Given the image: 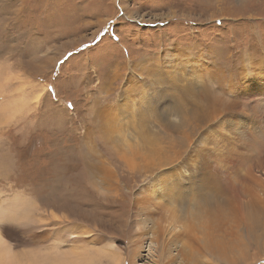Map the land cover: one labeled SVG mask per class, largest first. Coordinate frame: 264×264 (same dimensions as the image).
<instances>
[{
    "label": "rangeland",
    "instance_id": "rangeland-1",
    "mask_svg": "<svg viewBox=\"0 0 264 264\" xmlns=\"http://www.w3.org/2000/svg\"><path fill=\"white\" fill-rule=\"evenodd\" d=\"M262 41L264 0H0V260L264 264ZM233 182L226 263L193 215Z\"/></svg>",
    "mask_w": 264,
    "mask_h": 264
},
{
    "label": "bare ground",
    "instance_id": "bare-ground-1",
    "mask_svg": "<svg viewBox=\"0 0 264 264\" xmlns=\"http://www.w3.org/2000/svg\"><path fill=\"white\" fill-rule=\"evenodd\" d=\"M225 3V2H224ZM223 40V39H222ZM260 40V39H259ZM253 41V40H252ZM227 43V42H226ZM259 44H264V41H262L261 43ZM226 45V44H225ZM256 45V44H255ZM258 45V44H257ZM224 48V47H223ZM221 58H217V60L220 62V60L223 58L222 56H220ZM251 58V57H250ZM254 61V60H252ZM261 61V60H260ZM259 62V61H258ZM254 63V62H253ZM253 63L251 62V64L253 65ZM220 64V63H219ZM223 65L225 64L227 69H222V68H219L218 71L220 73V75L223 76V78H227V76L225 75V72L226 70L230 71V69H228L229 65L226 64V63H222ZM246 65V63L244 64ZM250 66V65H249ZM249 66H247V68H244L243 70L240 69V71H242L241 73H244V70L247 72H249L250 74L252 73V71L248 68ZM233 67V66H232ZM245 67V66H244ZM231 68V67H230ZM257 76L262 77L264 74H263V71H258L257 73ZM243 76V75H242ZM256 76V77H257ZM264 153V152H263ZM260 156V155H258ZM263 156V154H262ZM221 157V156H220ZM220 157L219 159L218 158H215V161H220ZM98 169V170H97ZM91 173V176L93 177V172H100V175L103 177L100 179V181L102 183H109V179H107L108 175L106 173V171H104V169L102 168V166H96L95 169L93 167H89V170ZM89 174V175H90ZM213 175V174H212ZM247 176H248V179L249 181H253V182H256V185L259 183V185H262L264 184V180L262 178H259L255 175L254 172H252V169L251 167H248L247 169ZM212 179V178H211ZM217 179V178H216ZM242 179V177H241ZM210 180V179H209ZM217 182V181H216ZM206 183V182H204ZM210 183V182H209ZM207 184V183H206ZM233 185L234 187H231L230 190H228V196L225 198V201H224V206L221 208H219V210L223 211L222 212V216L223 218H221V221L218 220L217 218V215L215 214L216 216V219H214L212 222H215V224H213L211 222L212 225H210V221L213 219H210V221L207 219L208 216H205V213L202 212L203 210H198L193 216L194 218H196L197 220H199V224H198V234H199V238L202 240V241H205L206 242V237H205V234H209L210 232L211 233H214L212 235V239H211V242L207 245H205V248L208 250V253L212 254L213 257H215L217 259V261H223V262H227V258H228V255H230V253H232L233 255L235 254V252L238 251V249H234V245L229 242V241H226L225 239V236L224 234L221 235L219 233V231L221 230L222 228V225L223 224H226L228 225V229H230L231 232H233V230H235L237 233L238 232H242V233H245L246 235L248 234V230L250 229V225H251V222L249 223L248 221V216H249V212L252 211L251 210V207L253 206V197L252 199H248V195L245 194V197H241L239 196V193L235 190L237 187H235V182H233ZM219 188H221V184L219 185ZM253 196V195H252ZM223 204V203H222ZM257 206V205H255ZM258 207V206H257ZM256 207V208H257ZM255 208V207H254ZM260 208V207H258ZM211 209V208H210ZM218 209V208H217ZM257 210V209H256ZM259 210V209H258ZM220 211V212H221ZM174 212H175V217H179V213H180V216L181 215H184V209L183 207H180L179 209H174ZM209 212V211H208ZM213 212V211H212ZM178 213V214H177ZM207 213V212H206ZM219 213V212H218ZM252 213V212H251ZM214 214V213H213ZM254 214V213H253ZM209 215V214H208ZM221 215V214H219ZM218 215V216H219ZM257 215V213H256ZM211 216V215H210ZM209 216V217H210ZM213 216V215H212ZM184 217V216H183ZM183 217H180V218H177V219H182ZM259 217V216H258ZM257 217V218H258ZM206 219V220H203ZM211 218V217H210ZM252 219V218H251ZM248 221V222H247ZM249 223V224H247ZM233 229V230H232ZM204 239V240H203ZM1 246V245H0ZM2 248V246H1ZM189 250H192V248L189 246V245H185V244H181V247H178V251L183 255V258L184 259H190V252ZM240 251V250H239ZM1 253V252H0ZM2 254V253H1ZM59 255V254H58ZM57 255V256H58ZM64 255V254H62ZM53 256V255H52ZM10 257V256H9ZM66 257V256H65ZM53 258V257H52ZM58 258H62V256H58ZM231 259V258H230ZM59 260V259H58ZM62 261L65 259H61ZM69 260V258H68ZM66 259V261H68ZM1 261V260H0ZM12 261V260H11ZM15 261V260H14ZM60 261V260H59ZM58 261L54 260V259H49V258H46L44 259V264H60ZM184 261V260H183ZM43 262H41L43 264ZM6 264V262H3L1 261L0 264ZM31 263V262H30ZM35 263V262H34ZM75 264V263H74ZM157 264V262L155 263ZM205 264H208V263H205Z\"/></svg>",
    "mask_w": 264,
    "mask_h": 264
}]
</instances>
